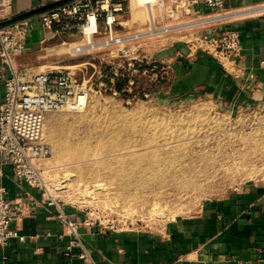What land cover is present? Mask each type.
Here are the masks:
<instances>
[{
  "label": "rangeland",
  "instance_id": "rangeland-1",
  "mask_svg": "<svg viewBox=\"0 0 264 264\" xmlns=\"http://www.w3.org/2000/svg\"><path fill=\"white\" fill-rule=\"evenodd\" d=\"M168 5L128 2L122 20L132 32L145 31L153 18L157 28L151 27L134 53L144 60L129 71L135 83L119 93L110 80L102 85L100 76L109 71L103 61L116 52L75 51L84 43L80 33L40 43L14 59L28 78L64 70L91 86L85 107L51 111L43 128L51 149L43 162L49 194L91 222L162 233L170 223L197 214L207 200L264 183L262 89L235 103L166 93L175 76L172 66L185 52L209 50L229 65L199 40L206 29L198 25L213 19H197L202 21L197 25L189 15L174 20L167 16Z\"/></svg>",
  "mask_w": 264,
  "mask_h": 264
},
{
  "label": "crops",
  "instance_id": "crops-1",
  "mask_svg": "<svg viewBox=\"0 0 264 264\" xmlns=\"http://www.w3.org/2000/svg\"><path fill=\"white\" fill-rule=\"evenodd\" d=\"M54 6L52 0L13 1L8 23L29 25L25 52L50 35L39 15ZM190 12L195 20L213 19L220 30H238L242 51L227 58L228 66L209 51L183 53L172 66L175 76L166 93L235 103L254 98L261 89L264 92V0H227L221 15L199 6ZM10 74L0 60V78ZM3 94L0 81V97ZM2 169L0 184L6 187V197L20 202L22 211L12 223L14 236L0 247V264H264V183L245 184L207 200L197 214L170 223L162 233L111 228L63 204L66 214L84 222L79 232L87 250L82 257L83 249L77 246L73 257H66L69 237L63 235L58 206L49 203L43 189L18 180L11 166Z\"/></svg>",
  "mask_w": 264,
  "mask_h": 264
},
{
  "label": "built area",
  "instance_id": "built-area-1",
  "mask_svg": "<svg viewBox=\"0 0 264 264\" xmlns=\"http://www.w3.org/2000/svg\"><path fill=\"white\" fill-rule=\"evenodd\" d=\"M13 1L0 0V60L11 72L9 76L4 75L0 78L4 84V94L0 97V175H3L2 166L9 165L18 180L30 187L43 189L50 199L49 203L58 206V216L65 227L63 235L69 237L65 256L73 257V248L78 246L83 249L80 256L85 257L87 250L79 232L84 222L76 221L66 214L61 208L63 204L49 194L43 162L51 154V149L43 141L42 134L49 112L65 107L75 110L85 107L91 86L87 88L84 83L64 70L42 71L28 78L21 69L16 68L15 57L27 50L29 25L22 21L5 23L13 17ZM129 1L52 0L55 6L39 15L42 27L50 33L48 37L43 38L42 43L80 33L84 43L76 47L77 52L87 54L95 51L116 52L115 56L103 61L109 71L105 74L100 73V76L103 78L102 85L110 80L115 93H119L135 83L134 74L129 71L138 62L140 66L144 62L134 53L141 47L140 40L149 37L145 31H149L152 26L157 28L155 19L153 23L149 21V27L144 28L145 31L140 29L132 32L122 20ZM159 1L163 6L166 1L169 3L166 7L167 16L177 20L183 15L190 16L193 6L206 7L212 13L221 15L226 11L227 0ZM198 26L206 29L199 40L213 48L217 54L225 56L224 58L240 56L242 42L238 30L234 28L220 30L215 22ZM127 66L128 71L125 72ZM120 67L125 68V71L120 70ZM113 68L116 69L112 71ZM167 73L163 66L159 71V79L167 80L165 75ZM118 83L122 85L121 90L116 87ZM21 207L20 202H11L7 199L6 187L0 184V247L7 246L14 236L12 223L21 213Z\"/></svg>",
  "mask_w": 264,
  "mask_h": 264
},
{
  "label": "bare ground",
  "instance_id": "bare-ground-1",
  "mask_svg": "<svg viewBox=\"0 0 264 264\" xmlns=\"http://www.w3.org/2000/svg\"><path fill=\"white\" fill-rule=\"evenodd\" d=\"M137 2H138V4L140 5V6H144V7H148L149 8V5L151 4V3H153V2H155V0H137ZM161 4V3H160ZM255 12V11H254ZM200 19V18H199ZM193 20V19H192ZM197 20V19H196ZM207 20H210L209 18L207 19ZM212 20V19H211ZM153 21H154V18H153ZM200 21L201 20H199V21H195V22H193V24L194 25H197L198 23L200 24ZM204 21V20H203ZM202 22V21H201ZM193 25V26H194ZM153 31V29L151 28V29H149V31H146L145 33L146 34H150L151 32ZM75 51H77V50H75ZM66 108H68V107H66ZM44 124H45V122H44ZM43 128H44V125H43ZM42 138H43V134H42ZM50 157H48L46 160H48Z\"/></svg>",
  "mask_w": 264,
  "mask_h": 264
},
{
  "label": "trees",
  "instance_id": "trees-1",
  "mask_svg": "<svg viewBox=\"0 0 264 264\" xmlns=\"http://www.w3.org/2000/svg\"><path fill=\"white\" fill-rule=\"evenodd\" d=\"M116 87H117L118 90H121L122 89V85L119 84V83L116 85Z\"/></svg>",
  "mask_w": 264,
  "mask_h": 264
},
{
  "label": "water",
  "instance_id": "water-1",
  "mask_svg": "<svg viewBox=\"0 0 264 264\" xmlns=\"http://www.w3.org/2000/svg\"><path fill=\"white\" fill-rule=\"evenodd\" d=\"M8 22H10V20L6 21L5 23H8Z\"/></svg>",
  "mask_w": 264,
  "mask_h": 264
}]
</instances>
